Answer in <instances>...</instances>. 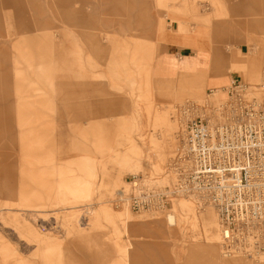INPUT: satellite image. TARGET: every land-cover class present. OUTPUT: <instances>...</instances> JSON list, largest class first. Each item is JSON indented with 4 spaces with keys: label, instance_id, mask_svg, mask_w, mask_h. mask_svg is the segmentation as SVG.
Here are the masks:
<instances>
[{
    "label": "rangeland",
    "instance_id": "374dc122",
    "mask_svg": "<svg viewBox=\"0 0 264 264\" xmlns=\"http://www.w3.org/2000/svg\"><path fill=\"white\" fill-rule=\"evenodd\" d=\"M236 77H264V0H0V264H208L187 250L212 239L231 259L210 211L113 200L164 172L177 102Z\"/></svg>",
    "mask_w": 264,
    "mask_h": 264
},
{
    "label": "built area",
    "instance_id": "2783aa9c",
    "mask_svg": "<svg viewBox=\"0 0 264 264\" xmlns=\"http://www.w3.org/2000/svg\"><path fill=\"white\" fill-rule=\"evenodd\" d=\"M221 94H225L224 97ZM178 144L161 174H132L114 204L134 212L170 211L192 196L219 218L223 255L253 260L264 253V77L249 85L236 77L209 88L201 103L176 110Z\"/></svg>",
    "mask_w": 264,
    "mask_h": 264
},
{
    "label": "crops",
    "instance_id": "0c3cea01",
    "mask_svg": "<svg viewBox=\"0 0 264 264\" xmlns=\"http://www.w3.org/2000/svg\"><path fill=\"white\" fill-rule=\"evenodd\" d=\"M218 0H216L217 2ZM200 20L203 21V24L207 25L210 21H211V17L210 16H201ZM201 32L197 33L196 36H194L193 38L195 39V41H197V43H199V37H200V34ZM186 34H189V33H186ZM179 35V34H178ZM171 46H177L175 44H170ZM186 48H189V47H186ZM185 47L181 48L179 51H181L182 53L185 51L186 49ZM178 48H176V53H179L178 51ZM201 54H206L208 55V53H205V52H200ZM210 56V55H209ZM119 178V177H118ZM207 211H210L213 215H214V212L213 210L209 209ZM117 212V211H116ZM119 214V217L121 219H123V213L121 212H117ZM206 212L203 213V215L205 214ZM209 214V213H208ZM203 215H202V218H203ZM206 216V215H204ZM215 217V215H214ZM201 218V219H202ZM211 219H213L211 216H210ZM203 220H205V217L202 219V224L204 227L206 228H212L213 225H209V224H205L203 222ZM206 221V220H205ZM152 226L154 228H156V225L155 224H152ZM214 227V226H213ZM213 238V237H212ZM214 239H212V241H210L207 245L205 246H201V245H191L189 247V249L187 250L188 251V254L187 256L189 258L193 257V258H197L198 260H204L206 262H208V264H254L252 262H249L247 263L246 261H244V258H241L239 259L238 257H234V258H231V259H227V258H223L221 259L220 255H219V252L217 251V248H216V245L213 243ZM158 247H163V246H158ZM158 247H156L158 249ZM145 249H141V248H137L135 249L132 253V261H134L136 263L139 264L143 261L144 257H145ZM168 256L167 254L165 255V257ZM168 258V257H167ZM166 258V259H167ZM243 259V260H242ZM130 261H131V257H130ZM262 263L264 262V260L261 261Z\"/></svg>",
    "mask_w": 264,
    "mask_h": 264
},
{
    "label": "bare ground",
    "instance_id": "6f19581e",
    "mask_svg": "<svg viewBox=\"0 0 264 264\" xmlns=\"http://www.w3.org/2000/svg\"><path fill=\"white\" fill-rule=\"evenodd\" d=\"M229 83H230V82H228V83H226V84H223V85H219V86H212V87H210V88L219 91V90H221L222 87L229 86ZM221 96L224 97L225 94H221ZM187 100H191V101L196 102V103H201V102L203 101V97H202V96H201V97H187V99H185V100H183V101H181V102H177V104L179 103L180 105H184L185 102H186ZM175 104H176V103H175ZM175 104H174V108H175ZM177 107H178V106H177ZM177 107H176V109H177ZM171 109H172V108H171ZM172 112H173V111H172ZM175 112H176V110L174 111V113H175ZM174 116H175V119H173V115H172L171 117H172L173 121L176 123V130H175V132H176L177 129H178L179 127H181V125H180V122L177 121V115H176V113L174 114ZM176 135H177V134H176ZM176 137H177V136H176ZM176 139H177V138H176ZM138 172H139V171H138ZM138 172L133 173V174H137ZM182 200H185V201H187V202L192 203L193 208L191 209V210H192V213H191V214L194 215V216H197V215H199L200 213H202L200 210H204V209H205L204 212H206L207 210H209V209H206V208H204V209H200L199 206L197 205V203L195 202V200H194V198H193L192 196H189V197H186V198H180V200H179V199H174L173 202H172V203H173V206H172L171 210L165 213V216L167 217V220H169L171 217H172V218L174 217V216H173V208H174L175 204H177L179 201H182ZM206 207H207V206H206ZM125 209H128V210L131 211L130 207H129V206H126V205H125V207H123V210H125ZM212 209H213V208H212ZM212 209H211V210H212ZM213 210H214V209H213ZM213 212H214V214H215V216H216V218H217V222H218V231H219V233H220L219 218L217 217L216 211L214 210ZM142 213H145V214H148V215H152V216H156V215H157V213H155L154 211H142ZM169 222H170V220H169ZM220 234H221V233H220ZM220 249H221V246H220ZM221 251H222V250H221ZM222 255H223V251H222ZM263 255H264V253H263L262 255H259V257L255 258V259H253V260H257V259H259L260 257H262Z\"/></svg>",
    "mask_w": 264,
    "mask_h": 264
}]
</instances>
